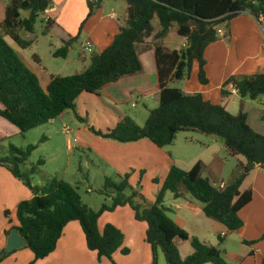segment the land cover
<instances>
[{
    "label": "trees",
    "instance_id": "1",
    "mask_svg": "<svg viewBox=\"0 0 264 264\" xmlns=\"http://www.w3.org/2000/svg\"><path fill=\"white\" fill-rule=\"evenodd\" d=\"M104 1L87 0L89 11L79 33L65 40L64 46L54 53L55 57H67L70 47L79 41L86 22L103 6ZM125 1L128 18L112 44L103 52L95 53L83 72L55 76L44 89L38 75L6 37L12 38L22 48L29 47L31 41L24 39L21 32L34 33L39 17L54 7V0H11L6 8V17L0 22V101L4 105L3 109L0 108V116L18 127L23 136L34 128L63 117L68 110L74 111L77 118L85 122L86 119L78 113L80 95L83 92L99 95L108 83L141 72L143 66L137 43L148 32L152 22L158 20L156 39L165 37L176 25L177 33L188 41L186 47L180 50L157 47L161 88L159 106L151 110L144 125L125 116L114 128L106 131L90 125L89 129L96 136L119 143L149 139L161 148L172 145L180 132L197 131L222 138L228 153L243 156L246 162L240 164V172L224 188L214 185L202 175V162L190 170L173 165L154 202L132 186V171L107 176L103 192L109 194L111 203L103 204L97 211L83 201L77 186L57 177L49 178L44 185H34L32 175L35 169L25 171L22 166L35 146L29 145L27 151H23L11 144L9 155L0 156V165L7 167L33 193L31 199L18 205L19 224L15 228L26 240V247L39 260L55 251L65 226L77 220L85 232L88 247L97 251L100 260L103 257L112 259L120 248L123 254L130 253L129 248L123 247L126 236L111 223L101 232L98 220L105 211L129 205L135 211L137 220L148 223L147 241L153 249L152 264H157L159 250L163 251L167 264H233L222 256L217 246L191 236L180 227L171 216V207L165 205V196L171 192L177 199L190 194L204 205L207 217L224 224L230 231L240 230L244 222L239 211L253 198L252 190L241 193L240 186L251 170L257 167L264 169V134L249 125L245 112L233 114L225 105L213 104L201 93L187 94L170 84L189 78L196 61L199 63V79L207 84L205 51L208 46L222 37V28L226 29L223 36L228 37L231 20L244 11L261 20L264 17V0ZM22 11H29L30 15L22 19ZM46 20L45 32H49L55 22L49 17ZM229 84H233L243 98L264 96V73L231 76L222 89L224 98L230 94L225 90ZM154 181L159 183V179ZM6 234L9 236L10 231ZM177 238L190 240L194 252L184 258L175 242ZM7 256L4 249H0V264Z\"/></svg>",
    "mask_w": 264,
    "mask_h": 264
},
{
    "label": "crops",
    "instance_id": "2",
    "mask_svg": "<svg viewBox=\"0 0 264 264\" xmlns=\"http://www.w3.org/2000/svg\"><path fill=\"white\" fill-rule=\"evenodd\" d=\"M107 9H110V12ZM117 9L122 10L118 12ZM88 11L87 0H54V7L47 10L44 16L54 20L55 24L49 32H45V35L61 41L62 46L60 48H62L65 40L79 33ZM127 18L128 4L125 0L104 1L103 6L89 18L82 30L78 41L81 42L78 58L82 60V66L75 73L83 72L91 63V60L87 61L85 51L82 49L84 42L87 40L92 41L94 53L103 52L112 44L115 36L120 32V27L125 25ZM158 27L159 22L154 23L151 31L148 34L146 33L137 43L139 58L143 66L141 72L126 75L117 82L108 83L99 95L89 92H83L80 95L77 100L78 113L88 118L90 126L95 127L97 130L106 131L114 128L125 116H130L138 124L144 125L151 110L159 106L161 88L157 64V47L163 46L180 50L186 47L188 41L177 33L176 25L165 37L156 39L155 35ZM221 31L222 37L210 44L205 51L207 61L205 70L209 82L203 84L200 81L199 63L196 61L190 77L181 80V86L178 88H181L187 94L201 93L206 100L213 104L225 105L228 111L233 114H238L241 111L245 112L248 115L249 125L255 131L264 134V96L256 99L243 98L233 84L225 86V90L230 94L226 98L222 95L224 84L231 76L264 73V20L262 18L258 20L250 12L244 11L231 20L228 37L223 36L226 33L225 28H222ZM172 38L179 42L177 46L173 44ZM6 39L24 62L38 75L44 89H47L53 77L67 76L60 74L61 72H58L59 74H48V69L43 66V58L39 54V50L32 55L33 65H30L16 47V45H19L8 36ZM37 40L38 37L29 40L31 41L29 47L34 45ZM74 45L70 47L67 57H62L65 60L63 68L71 62L70 56ZM29 47H20V49L28 50ZM56 51H53V56ZM42 75H46L44 83ZM0 108H4L1 101ZM69 111H66V113ZM66 113L63 117L52 120L48 124L54 125L57 120L64 123ZM89 125L76 130L78 138H75V141H78L77 143L82 147H93L99 159L111 169V172L123 175L132 171L130 183L136 187L141 181L145 188L143 192L151 201L156 200V196L162 189L173 165H177L184 170H190L197 163L202 162L204 164L202 172L204 177H208L214 185L219 187L229 184L223 178L226 161L219 151L226 150V147L220 137L212 136V141L215 142L214 146L216 147L213 150L210 144L189 135V132L192 131H184L178 133L172 145L161 148L149 139L131 143H119L104 139L93 134L89 129ZM71 132L73 133L74 130L72 129ZM181 133L185 135L180 141V146L185 145L181 146L180 152L178 148L176 150L173 148L176 147V142H179ZM19 134L18 127L0 116L1 147L7 149L4 142ZM47 139H52V136L49 135ZM68 142L69 150L73 149L72 141L68 139ZM196 144L202 145L201 149L205 148V151L203 153L190 151V146ZM236 158L239 160V164L246 162L243 156H236ZM154 179H159V183H155ZM148 185H151V188L148 187L149 190H146ZM248 190L253 191V198L239 211L244 226L238 231H232L235 234L232 241L237 240L236 242L241 247V253L235 259L239 264H262L264 259V169L257 167L248 173L240 186V192L244 193ZM169 194L167 192L165 197ZM172 196L174 198L173 194ZM32 197L31 189L16 178L7 167L0 165V249H4L6 253L9 238L6 232L10 231L11 233L19 224L17 217L18 205ZM167 206L171 207L172 218L175 222L187 230L191 236H196L201 241L218 247L217 242L206 240L205 237L202 238L194 234L187 226L191 223H202L199 219L205 213L203 210L204 205L201 202H197L190 194L186 193L180 198H175L174 202ZM6 212L8 215H6ZM197 217H199L198 220ZM208 220L206 222L209 223L211 228L213 227L212 230L217 239H228V233L223 231V228H227L224 224L211 218H208ZM109 223L118 227L125 234L126 239L123 247L130 249L129 254H123L122 248H120L114 253L112 259L103 257L100 260L97 251L88 247L82 225L76 220L65 226L55 251L46 258L36 260L31 249L24 246L10 251L1 264L153 263V249L147 241L148 223L137 220L135 211L129 205L119 206L114 211L102 213L98 220L99 230L103 232L105 226ZM223 233L226 234L224 237L222 236ZM247 242L255 243L248 244ZM176 244L184 258L194 252L192 248L191 250L187 249V252L183 254L180 244L177 241Z\"/></svg>",
    "mask_w": 264,
    "mask_h": 264
},
{
    "label": "rangeland",
    "instance_id": "3",
    "mask_svg": "<svg viewBox=\"0 0 264 264\" xmlns=\"http://www.w3.org/2000/svg\"><path fill=\"white\" fill-rule=\"evenodd\" d=\"M10 3L11 0H0V21H3L5 19L6 8ZM117 10L118 12H121L122 9ZM107 11L110 12V9H107ZM29 14V11H22V19L28 17ZM46 21V17L42 14L36 23L35 32L33 34L26 31H23L21 33L26 40H31L33 37H38V40L34 43V45L29 47L28 50L20 49V47L17 45L16 47H18V50L22 54L23 58H25V60L30 65H33V58H31L32 55L37 52V50H39V54L43 58V66L48 69V74H59L58 72H61L60 74H65L67 76L76 74L75 72L82 66V60H79L78 58V54L81 49V42H78L74 45L70 56L71 62L65 68H63L65 60L62 57H55L52 55L53 51H56L62 46V43L56 38L45 35ZM156 22L158 23L157 20H154L152 22L150 28L148 29V32L151 31V28ZM172 42L176 46L177 43H179L173 38ZM82 49L83 51H85L87 61H90L95 53L88 52L84 50L83 47ZM41 77L43 78L44 83L46 81V75H42ZM170 86L180 87L181 82L176 81ZM79 116L86 119V121L83 122L82 120L77 118L74 111L70 110L65 115V118L63 120L64 123L60 120H57L54 125L48 124L40 126L28 131L25 136L19 134L7 139V141L4 142V144L7 145V149L0 146V156L9 155L8 147L11 144L19 149H22L23 151H27L29 145H34L35 149L31 152L25 164L22 166V169L25 171H31L32 169H35V172L32 175L33 184L44 185L49 178L57 177L60 180L69 182L77 186L79 188L80 194L82 195L83 201L86 204L90 205V207L94 210L99 211L102 208L103 204L111 203L109 194L103 192L105 179L107 176H114L117 173L111 172V169L102 160L99 159L97 152L93 147L85 148L79 145L77 143L78 141H75V138H78V135H76V130H78L80 127H88L89 125V120L86 116ZM64 124L71 127L74 132H65L63 130ZM189 133V135H192L193 137L202 140L207 144H210L213 150L216 149V147L214 146L215 142L212 141V136L197 131H192ZM49 135L52 136V139L50 140L47 139ZM183 135L185 134H180L179 142H176V147L173 148L174 150L178 148L181 152V146L185 145L182 144L180 146V141L182 140ZM68 139L72 141L74 146V148L71 150H69L68 148ZM190 147L191 149L189 150H192L193 153H197L199 151L203 153L205 151V148L201 149L202 145L196 144L195 146L192 145ZM219 152L226 161L225 173L223 175V178L227 182L231 183L240 172L239 160L236 158V156H231L227 150H220ZM139 183L136 187L134 186V188H136L137 190L139 189L145 195V193L143 192V190H145L144 185L141 182V186L139 187ZM148 187L151 188V185H148L146 187V190H149ZM169 193L170 194L165 197V205H169L174 202L175 197L173 198V193ZM146 198L150 200L147 196ZM196 201L198 202V200ZM171 216L173 215L171 214ZM208 218L207 216L202 214L200 219L199 217H197V220L199 219L202 222L201 224L191 223L187 226L194 234H197L202 238L205 237L206 240L217 242L218 248L222 252V256L228 262L239 264L235 258L241 253V247L236 242L237 240L232 241L235 235L234 232L229 231V229L227 228H223V231H226L228 233V239H217L214 231L212 230L213 227L211 228L209 223L206 222L209 221ZM176 241L178 244H180V248L183 254L187 252V249L191 250L193 248L190 240L177 238L175 242ZM157 264H167L165 255L162 250L158 251Z\"/></svg>",
    "mask_w": 264,
    "mask_h": 264
},
{
    "label": "water",
    "instance_id": "4",
    "mask_svg": "<svg viewBox=\"0 0 264 264\" xmlns=\"http://www.w3.org/2000/svg\"><path fill=\"white\" fill-rule=\"evenodd\" d=\"M26 245V240L20 235L18 229L14 228L8 238L7 253L4 250V254L8 255L10 251L22 248Z\"/></svg>",
    "mask_w": 264,
    "mask_h": 264
},
{
    "label": "built area",
    "instance_id": "5",
    "mask_svg": "<svg viewBox=\"0 0 264 264\" xmlns=\"http://www.w3.org/2000/svg\"><path fill=\"white\" fill-rule=\"evenodd\" d=\"M262 19L264 20V17H262ZM220 32H222L221 29H220ZM83 48H84V50H86L88 52H94V44L90 40H87L84 42ZM64 131L69 133L72 131V129L69 126L65 125ZM220 187L224 188L225 185H221ZM225 235H226L225 233L222 234V236H225Z\"/></svg>",
    "mask_w": 264,
    "mask_h": 264
}]
</instances>
